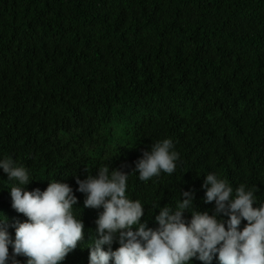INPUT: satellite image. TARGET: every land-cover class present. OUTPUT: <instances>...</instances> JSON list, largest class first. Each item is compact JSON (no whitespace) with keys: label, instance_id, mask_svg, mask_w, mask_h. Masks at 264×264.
Returning <instances> with one entry per match:
<instances>
[{"label":"trees","instance_id":"16d2710c","mask_svg":"<svg viewBox=\"0 0 264 264\" xmlns=\"http://www.w3.org/2000/svg\"><path fill=\"white\" fill-rule=\"evenodd\" d=\"M164 139L180 154L176 171L139 180L136 162ZM6 156L29 169L28 191L54 179L75 190L101 164L132 174L126 194L153 229L157 206L184 191L214 212L209 172L255 185L264 202V0H0ZM12 183L0 170V218Z\"/></svg>","mask_w":264,"mask_h":264},{"label":"clouds","instance_id":"9594fccd","mask_svg":"<svg viewBox=\"0 0 264 264\" xmlns=\"http://www.w3.org/2000/svg\"><path fill=\"white\" fill-rule=\"evenodd\" d=\"M179 160L173 140L157 141L143 152L133 174L145 182L171 175ZM0 170L13 182L8 189L12 203L2 209L7 220L0 218V264H20L18 257H26V264H63L71 257L89 264H191L193 259L264 264V202L255 185L233 188L209 172L202 187L204 203L214 202V212L196 210L194 193L184 191L175 207L157 206L158 228L153 229L142 222L144 204L126 194L132 174L109 164H101L96 176L77 177L75 190L54 179L42 190L28 191L35 179L12 157L0 158ZM91 208L103 209L98 219L89 217Z\"/></svg>","mask_w":264,"mask_h":264}]
</instances>
